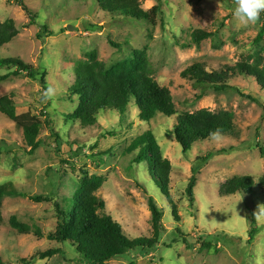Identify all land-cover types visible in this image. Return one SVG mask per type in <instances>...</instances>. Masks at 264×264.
Returning <instances> with one entry per match:
<instances>
[{
	"label": "rangeland",
	"instance_id": "rangeland-1",
	"mask_svg": "<svg viewBox=\"0 0 264 264\" xmlns=\"http://www.w3.org/2000/svg\"><path fill=\"white\" fill-rule=\"evenodd\" d=\"M23 1L37 15L33 24L20 0H0V23L13 19L19 30L17 38L0 50V59L25 60L46 74L47 85L25 75L0 84V98L13 94L18 115L30 112L43 124L41 146L31 152L23 132L0 113V184L13 182L27 196L8 197L3 202L2 261L85 264L75 246L58 243L50 236L57 230L59 209H71L74 193L87 172L105 179L96 195L106 202L104 213L131 239L154 235L148 196L164 209L166 231L158 245L146 251L134 249L106 264H264L263 203L255 199L252 207L242 195H220V187L234 177L259 179L264 175L259 149L264 145V92L247 76L230 79L233 89L225 92L203 88L182 76L197 62L208 71L253 63L257 58L264 66V37L259 39L264 12L255 24L244 26L233 17L236 0H140L145 11L159 5L153 25L123 13L108 14L96 0ZM195 30L212 35L197 44L191 37ZM110 40L120 47L111 45ZM93 50L107 69L133 59L137 50L146 51L152 75L171 90L178 115L202 109L230 111L235 115L237 135L199 142L184 153L170 134L177 115L158 114L147 123L134 106L122 116L101 113L97 125L83 128L69 119L78 105L70 88L76 64ZM10 71L0 69V74ZM49 86L57 90L56 96L45 100L43 93ZM149 130L172 164L171 192L179 222L174 220L172 206L153 179L148 162H135L139 150L127 153L132 142ZM211 153L204 163L201 159ZM195 167L200 169L195 174L192 203L186 188ZM12 218L31 226L32 232L20 234ZM37 228L41 236L36 235ZM252 230H256L253 239ZM50 250L59 252L41 259V254Z\"/></svg>",
	"mask_w": 264,
	"mask_h": 264
},
{
	"label": "trees",
	"instance_id": "trees-1",
	"mask_svg": "<svg viewBox=\"0 0 264 264\" xmlns=\"http://www.w3.org/2000/svg\"><path fill=\"white\" fill-rule=\"evenodd\" d=\"M96 2L99 8L108 14L123 13L136 20L149 21L153 25H156L160 13L159 5L145 11L140 0H96ZM20 6L30 16L32 24L35 23L37 15L23 0H20ZM18 35L19 30L13 19L0 23V50L16 39ZM211 35L204 30H195L191 37L194 43L200 44ZM263 37L264 26L259 34V39L261 40ZM110 44L120 47L112 40H110ZM86 57V60H81L76 64L75 82L70 88V93L77 98L78 105L69 119L80 123L83 128L97 125L101 113L112 112L122 116L134 106L140 110L139 118L147 123L154 120L158 114L167 117L177 115L174 130L170 134L175 136L184 153L192 150L194 145L199 142L213 139L210 133L217 129L220 130V136L237 135L235 115L230 111L212 112L202 109L194 113L185 112L178 115L171 90L168 87H162L153 77L146 51L137 50L133 59L117 64L111 69H107L105 64L99 60L96 50L88 52ZM0 69L11 70L6 74H0V84L12 77L25 75L29 79L38 80L43 85H47L46 74L39 73L36 67L21 58L0 59ZM182 76L203 88L213 89L217 92L233 89L228 83L233 77L247 76L253 78L264 92V66L259 58L253 63L240 62L233 67L225 66L221 70L215 71H208L203 63L197 62L187 68ZM45 89L47 90V87ZM256 101L258 102V100ZM15 104L13 94L3 96L0 98V113L23 132L27 146L31 152H35L42 143L40 134L43 124L30 112L18 115ZM259 149L260 155L264 159V145L259 146ZM138 150L139 154L135 162L137 164L148 162L153 179L172 206L174 220L179 222L181 217L171 192L172 164L170 160L164 158L161 146L152 131L149 130L137 137L127 149V153L131 154ZM211 156L212 153L201 160L205 163ZM199 169V167L193 169L194 175L186 188V197L192 203L195 199L194 188L197 183L195 174ZM83 174L84 177L71 200V209L68 211L59 209L57 230L54 236H50L52 240L75 246L85 264H106L115 258L123 257L134 249L142 248L146 251L159 244L161 236L166 231L163 224L165 214L164 209L157 205L153 197L148 196L153 237L131 239L125 229L112 216L104 213L106 202L96 195L103 187L105 179L101 176H89L87 172ZM139 187L144 190L145 194H148L143 185L139 184ZM238 194L244 196L252 207L255 199L264 205V175L259 179H254L251 176H237L220 187L221 196H236ZM8 197L27 196L20 192L13 182L0 184V224L3 223L2 205ZM30 198L40 201L38 196ZM11 223L20 234L32 232L31 226L18 222L16 218H12ZM255 232L256 230L250 232L251 239ZM35 233L37 236H41L39 228ZM58 252V250H50L41 254V259L54 256ZM0 264H5L1 258Z\"/></svg>",
	"mask_w": 264,
	"mask_h": 264
},
{
	"label": "clouds",
	"instance_id": "clouds-1",
	"mask_svg": "<svg viewBox=\"0 0 264 264\" xmlns=\"http://www.w3.org/2000/svg\"><path fill=\"white\" fill-rule=\"evenodd\" d=\"M237 6L233 10V17L244 26L255 24L261 12H264V0H236ZM57 90L49 86L43 93L45 100L54 99ZM221 135L220 130L217 129L210 133L212 138H218ZM261 214L264 215V208L261 209Z\"/></svg>",
	"mask_w": 264,
	"mask_h": 264
},
{
	"label": "water",
	"instance_id": "water-1",
	"mask_svg": "<svg viewBox=\"0 0 264 264\" xmlns=\"http://www.w3.org/2000/svg\"><path fill=\"white\" fill-rule=\"evenodd\" d=\"M69 29H70V30H75V28H72V27H70Z\"/></svg>",
	"mask_w": 264,
	"mask_h": 264
}]
</instances>
